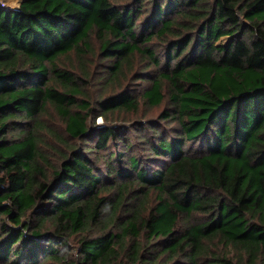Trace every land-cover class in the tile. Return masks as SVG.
<instances>
[{"label": "trees", "instance_id": "obj_1", "mask_svg": "<svg viewBox=\"0 0 264 264\" xmlns=\"http://www.w3.org/2000/svg\"><path fill=\"white\" fill-rule=\"evenodd\" d=\"M71 53L100 55L97 104ZM0 264H264V0L0 6Z\"/></svg>", "mask_w": 264, "mask_h": 264}, {"label": "rangeland", "instance_id": "obj_2", "mask_svg": "<svg viewBox=\"0 0 264 264\" xmlns=\"http://www.w3.org/2000/svg\"><path fill=\"white\" fill-rule=\"evenodd\" d=\"M0 1H1L0 5H2L3 8H15V7L19 6L21 0H10L13 4H15L12 7H7L9 0H0ZM119 1L127 2L128 0H119ZM228 40H229V37L225 36V37H222L218 43H227ZM154 45L157 47L162 46V44L159 40H155ZM99 56L100 55H98V54L94 57H92L91 55H87L84 57V59H79V56L76 53H71L67 56L60 58V60L58 62L60 67L74 71L76 73L77 77H80V78H82L83 75L85 74L84 73L85 69H87L89 71L90 75L92 76V78H91L92 80L89 82V84H92L90 91H91V94L94 96V99H93L94 104H97L96 101L98 98L103 97L104 95H107L110 92V90L106 91L104 88L98 87L99 85L95 82V80L98 78V76H100V74L104 73V67L102 64H100L101 58ZM164 107H155L154 108V107H144L143 106L142 108H140V111L138 113H136V112L135 113H129V114L127 112L116 113L115 115H112L113 119L111 120L110 123L119 127L123 131V129H125L124 127L134 125V123L144 122L147 119L158 118L159 113L161 112V110ZM93 118L94 117H92V116L90 117V119H89L90 124L93 123ZM42 122H43V124H46L49 127L55 129L56 131H58V132L61 131L63 133L62 138H57V137H56V139H55V137H54V139L51 138V140L53 142L50 141V135L48 134V136H47L48 144L50 145V143H52L53 146L55 145L54 150L48 149L47 147H42L44 157H47L48 162H49V164L46 165V161H45V163L43 165L45 168L47 167V172L51 174L52 169L54 167L56 168L60 164V161H62L64 156L67 155V148H66L65 140L66 139L71 140V138L69 137V135H67L64 132V129L62 126V119L59 116V113L57 112V110L55 109V107L53 105L49 104L45 113L42 114ZM97 123H99V124L103 123L102 117H99L97 119ZM130 136L132 137V140H134V142L136 143V139L138 137L135 136L133 134V132H132V135H130ZM73 141L75 143H77L78 145L82 146V142L79 139H73ZM112 145H114V144H112ZM136 150H137V146L134 148V150L132 149L131 151L133 153H136ZM113 151H115V148H113ZM105 153H107V151ZM128 153H129V151H128ZM43 160L44 159L42 157V161ZM80 236L81 235H79L77 237L73 236L71 238L72 239L71 240L72 248H73V246L75 248L78 245V240H79ZM232 254L233 253H231V255Z\"/></svg>", "mask_w": 264, "mask_h": 264}, {"label": "bare ground", "instance_id": "obj_3", "mask_svg": "<svg viewBox=\"0 0 264 264\" xmlns=\"http://www.w3.org/2000/svg\"><path fill=\"white\" fill-rule=\"evenodd\" d=\"M1 2V1H0ZM18 2V1H17ZM21 2V1H20ZM13 5H15V4H13L10 0H9V3H8V5H7V7H12ZM0 6H2V5H0Z\"/></svg>", "mask_w": 264, "mask_h": 264}, {"label": "water", "instance_id": "obj_4", "mask_svg": "<svg viewBox=\"0 0 264 264\" xmlns=\"http://www.w3.org/2000/svg\"><path fill=\"white\" fill-rule=\"evenodd\" d=\"M22 2H23V0L20 2V5H21ZM5 9H6V8H5ZM8 9H11V8H7V10H8Z\"/></svg>", "mask_w": 264, "mask_h": 264}, {"label": "crops", "instance_id": "obj_5", "mask_svg": "<svg viewBox=\"0 0 264 264\" xmlns=\"http://www.w3.org/2000/svg\"><path fill=\"white\" fill-rule=\"evenodd\" d=\"M22 1V0H21ZM20 7V4H19V6L18 7H15V8H19Z\"/></svg>", "mask_w": 264, "mask_h": 264}, {"label": "clouds", "instance_id": "obj_6", "mask_svg": "<svg viewBox=\"0 0 264 264\" xmlns=\"http://www.w3.org/2000/svg\"><path fill=\"white\" fill-rule=\"evenodd\" d=\"M7 9V8H6Z\"/></svg>", "mask_w": 264, "mask_h": 264}]
</instances>
